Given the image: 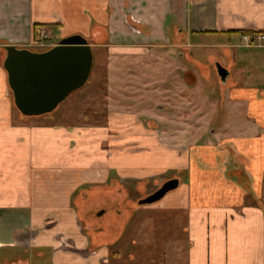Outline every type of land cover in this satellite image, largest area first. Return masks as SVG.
Listing matches in <instances>:
<instances>
[{"label": "crops", "instance_id": "0c3cea01", "mask_svg": "<svg viewBox=\"0 0 264 264\" xmlns=\"http://www.w3.org/2000/svg\"><path fill=\"white\" fill-rule=\"evenodd\" d=\"M35 24L51 25L59 40L81 35L92 49L106 43L111 56L219 38L228 64L214 60L227 73L224 82L218 73L224 111L221 130L211 134L218 140L196 142L202 134L192 124L191 98L178 102L190 106L178 119L185 127L173 135L142 130L143 143L127 150L102 128L14 124L5 47L36 44ZM239 31L262 38L246 46ZM189 79L192 90L197 77ZM110 114L113 122H132ZM172 136L195 143L173 144ZM171 170L178 190L158 208L186 212L187 264H264V0H0V254L15 256L4 264H127L117 233L90 221L103 209L80 203L102 201L104 188L116 189L121 179ZM109 200L118 202V193Z\"/></svg>", "mask_w": 264, "mask_h": 264}, {"label": "rangeland", "instance_id": "374dc122", "mask_svg": "<svg viewBox=\"0 0 264 264\" xmlns=\"http://www.w3.org/2000/svg\"><path fill=\"white\" fill-rule=\"evenodd\" d=\"M36 38V44L33 43L26 49L45 52L62 40H59L55 31L49 27L38 29ZM251 38L250 44L246 43L244 38L241 44L256 45L258 41H254L255 36ZM212 40L199 41L198 45L195 40L189 43L183 40L178 44V48L150 47L143 52L113 56L105 47L108 46L106 43L102 45L104 47H95L93 49L95 59L88 83L81 90L72 93L51 114L40 116L41 118L35 117L36 119L24 117L13 103V93L10 89L13 123L17 125L22 123L20 119H25L29 120L30 124H43L47 127L102 128L104 131L110 133L113 131L112 133L117 134L115 138L119 139V144L127 150L125 145L143 141L142 130L145 132L162 129L163 132L173 135L176 134L177 128L185 127L178 123V119L180 115L190 112V106L184 105L183 108L178 102L191 98L197 113L192 124L196 125L203 135H200L196 142L203 144L218 140L211 138V134L214 130H221V116L224 110L221 105L222 93L219 84L221 81L214 60L216 58L220 63L226 64L228 61L223 54V41L219 38ZM237 42L239 41L236 40ZM134 49L142 51L145 48ZM165 67L170 69V74H165ZM173 69L177 73H174ZM150 70L151 73L148 74L147 71ZM186 70L192 71L197 77V87L192 90L186 81H195L189 79V76L194 78V74L192 72L186 74ZM160 106L168 110L164 111ZM108 112L129 115L132 122L128 124L129 119L124 122L121 120L123 116H119L120 119L113 122L111 114L108 117ZM224 113L229 115L228 111ZM131 135L138 137L132 140L133 138L127 137ZM103 139V147L106 148L110 143L109 140H105L106 137ZM179 140L186 145L195 143V139L189 137L182 139L171 137L173 144H179ZM135 148L138 149V146ZM176 175L177 172L171 170L145 181L121 179L116 189L104 188L108 191H102L98 195L102 196V201L80 203L81 209L86 206L92 208L95 213L97 212L95 210L103 209L100 210L104 211L102 214L93 216L90 221L97 229L117 233L118 252L121 259L128 261L127 264H187L190 244L186 212L173 213L159 209L161 201L152 205L139 204L141 200L160 189L165 182L175 179ZM90 193L93 194L92 191ZM116 193L119 197L118 202L110 201L111 194ZM2 252L6 253V256L3 258L0 254V264L15 259L11 251Z\"/></svg>", "mask_w": 264, "mask_h": 264}, {"label": "water", "instance_id": "95a60500", "mask_svg": "<svg viewBox=\"0 0 264 264\" xmlns=\"http://www.w3.org/2000/svg\"><path fill=\"white\" fill-rule=\"evenodd\" d=\"M3 66L18 111L26 117H40L53 113L72 93L88 83L94 64L93 49L81 35L62 39L45 52H34L14 45L5 47ZM224 82L226 71L217 65ZM179 187L178 179H171L155 193L139 202L152 205Z\"/></svg>", "mask_w": 264, "mask_h": 264}, {"label": "trees", "instance_id": "16d2710c", "mask_svg": "<svg viewBox=\"0 0 264 264\" xmlns=\"http://www.w3.org/2000/svg\"><path fill=\"white\" fill-rule=\"evenodd\" d=\"M42 27H52L51 25H38V24H35L34 25V36H35V40L37 39L36 37H37V32H38V29H40V28H42ZM239 33L242 35V36H245V35H251V36H253V33H250V32H243V31H239ZM94 59H95V57H94ZM81 90V89H80ZM12 93V92H11ZM13 103H14V101H13ZM24 116V115H23ZM24 117H26V116H24Z\"/></svg>", "mask_w": 264, "mask_h": 264}, {"label": "built area", "instance_id": "2783aa9c", "mask_svg": "<svg viewBox=\"0 0 264 264\" xmlns=\"http://www.w3.org/2000/svg\"><path fill=\"white\" fill-rule=\"evenodd\" d=\"M252 36H250V35H247V36H244L243 38H244V40H245V42L246 43H248V44H250V41L252 40V38H251ZM261 36H259V37H257V39L256 40H258V41H260L261 40Z\"/></svg>", "mask_w": 264, "mask_h": 264}, {"label": "bare ground", "instance_id": "6f19581e", "mask_svg": "<svg viewBox=\"0 0 264 264\" xmlns=\"http://www.w3.org/2000/svg\"><path fill=\"white\" fill-rule=\"evenodd\" d=\"M245 36H247V35H245Z\"/></svg>", "mask_w": 264, "mask_h": 264}]
</instances>
